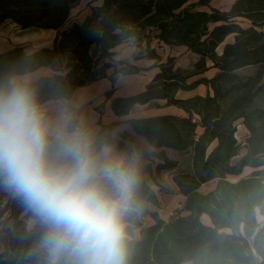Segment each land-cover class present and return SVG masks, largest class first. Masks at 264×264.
Masks as SVG:
<instances>
[{"label": "trees", "instance_id": "16d2710c", "mask_svg": "<svg viewBox=\"0 0 264 264\" xmlns=\"http://www.w3.org/2000/svg\"><path fill=\"white\" fill-rule=\"evenodd\" d=\"M77 1L0 0V24L12 21L22 28L59 29L67 23ZM211 1L104 0L82 23L64 29L53 47L27 53L17 46L0 52V82L41 66L54 69L52 74L30 81L40 104L71 97L85 82L79 70H93L100 59L112 55L114 48L128 39L144 44L147 55L157 60L161 55L151 47L153 38L169 45H186L201 54L192 69L175 68L174 58L169 57L145 90L112 97L117 114L154 98H167L185 108L186 116L165 114L129 121L153 146L192 148L194 152L193 170L174 176L186 197L187 213L166 220L153 212L154 222L144 224L138 210L133 212L128 217V264H264V0H235L227 11L211 6ZM229 34L233 40L219 52V44ZM94 44L101 47L96 59L90 52ZM69 51L76 54L77 62L64 73ZM207 57L214 60V75L189 82L209 69ZM121 63L116 72L140 69L131 61ZM200 83L209 86L205 95L176 96L179 89H193ZM233 91L239 93L221 112V100ZM241 122L249 131L245 143L236 135ZM114 125L103 124L97 144L117 143L130 157L135 156V150L150 155L132 137V143L116 141ZM177 164L164 155L156 173ZM246 167L254 170L237 180L228 177L241 175ZM147 172L157 178L151 162L140 164L137 197L158 204L157 193L147 183ZM212 180H216L215 187L202 191L201 186ZM25 210L21 201L13 212L14 226L8 230L6 249L0 250V264H43V257L34 250L41 229L37 223L27 227L21 218ZM28 213L33 216L30 210ZM205 213L211 224L202 220Z\"/></svg>", "mask_w": 264, "mask_h": 264}, {"label": "clouds", "instance_id": "9594fccd", "mask_svg": "<svg viewBox=\"0 0 264 264\" xmlns=\"http://www.w3.org/2000/svg\"><path fill=\"white\" fill-rule=\"evenodd\" d=\"M138 184L135 157L65 110L50 115L27 77L0 82V187L39 224L43 264H128Z\"/></svg>", "mask_w": 264, "mask_h": 264}, {"label": "crops", "instance_id": "0c3cea01", "mask_svg": "<svg viewBox=\"0 0 264 264\" xmlns=\"http://www.w3.org/2000/svg\"><path fill=\"white\" fill-rule=\"evenodd\" d=\"M234 2L235 0H212L211 6L227 11ZM207 9H210V7H207ZM68 22L69 21L59 29L43 28L39 26L22 28L12 21L4 22L0 24V52L9 51L17 46H23L27 53H34L44 47H53L56 39L61 36L64 29L71 26L74 22L82 23L83 20L74 19L70 24H68ZM232 40L233 34H229L225 40L219 44L218 51L221 52L224 44ZM151 47L155 48L161 55V60L147 55L144 44L140 45L134 39L126 40L124 43L114 48V53L112 55L99 60L93 69L96 73H93V70L88 68H81L79 70V76L85 82L75 88L71 97L52 98L41 103L48 109L49 114L52 116L57 115L61 110L67 111L73 117V122L82 124L94 136L95 140L103 124H115L113 126L112 135L116 141L122 140L127 143H132L129 139V137H132L150 152L149 156H144L135 150L134 156L138 161V166L142 163L151 162L153 171L157 175L155 179L150 172H147L146 180L149 186L157 193L159 203L155 204L149 200L137 197V210L144 224L154 222L152 216L153 212H159L160 216L166 220L179 214H173L171 212L177 207H180V213H187L185 210L186 197L181 193L179 186L174 180V176L178 173L190 172L193 170L194 152L192 148L177 150L167 146H153L145 136L139 134L134 129L129 120L165 114L186 116L187 111L180 105L169 103L167 98H154L145 103L134 104L128 113L117 114L112 107V97L129 96L145 90L156 73L161 70L160 64L169 57L174 58L175 68L180 67L184 69L194 68L196 62L201 58V54L189 49L186 45H169L159 42L156 38L152 39ZM94 50H97L96 59L100 56L101 47L94 44L90 49L91 54H93ZM135 55L137 57H135ZM126 60L138 65L140 69L133 72H116V65L117 67H121L123 65L121 62ZM76 62V54L72 51L67 52L63 63L64 73H68ZM106 62L111 63V65H106ZM207 65L209 69L206 72L191 77L188 81L191 82L202 76H213L217 70V68L214 67V60L207 57ZM53 72L54 69L51 66H41L34 71L15 77H27L31 81L37 79L41 75H48ZM208 90L209 86L206 83H200L193 89H179L176 96L179 98H187L196 94L205 95ZM108 92H110V94H108ZM238 93L239 91H233L221 100V112H224L230 106ZM199 129L200 132L203 131L202 127H199ZM236 135L240 142L245 143L249 131L243 122L239 123ZM110 145L118 153L130 157L117 145V143ZM244 151L245 148H243V152ZM164 155L170 159L177 160L178 164L174 168L164 169L157 174L156 166L163 161ZM212 181L204 183L201 186V190L204 191L202 188ZM3 191L4 189L0 187V195ZM18 205L16 207H18ZM21 218L25 221L29 229L33 228L36 224L33 222L34 217L29 215L28 210L23 211ZM201 218L205 223L211 224V219L208 214H203ZM259 218L263 219V216L259 215ZM13 226L14 219L12 216L4 224L3 229L0 230L1 251L6 249L9 235L8 230H12ZM226 230L229 231L228 229ZM129 237L131 238L130 235Z\"/></svg>", "mask_w": 264, "mask_h": 264}, {"label": "rangeland", "instance_id": "374dc122", "mask_svg": "<svg viewBox=\"0 0 264 264\" xmlns=\"http://www.w3.org/2000/svg\"><path fill=\"white\" fill-rule=\"evenodd\" d=\"M104 0H78L72 8V12L70 15V18L68 19V24L74 19H80L81 21L85 20L87 16L91 15L93 13V10L95 7L100 6L103 3ZM103 16V15H102ZM97 50H94L93 55L96 57ZM254 169L253 168H246L244 172L241 175H230L229 178L232 180H237L241 176H245L250 174ZM216 185V180L208 183L205 185L202 189L204 191H207L208 189L214 187ZM173 214L180 213V207H177L176 209L171 211Z\"/></svg>", "mask_w": 264, "mask_h": 264}, {"label": "built area", "instance_id": "2783aa9c", "mask_svg": "<svg viewBox=\"0 0 264 264\" xmlns=\"http://www.w3.org/2000/svg\"><path fill=\"white\" fill-rule=\"evenodd\" d=\"M21 203L20 198L14 197L10 192L4 190L0 195V230L9 218L13 216L15 207Z\"/></svg>", "mask_w": 264, "mask_h": 264}]
</instances>
